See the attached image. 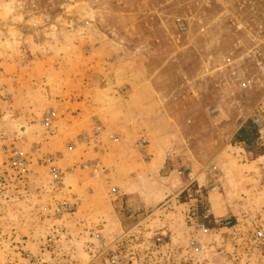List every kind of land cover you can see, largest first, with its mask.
<instances>
[{
  "label": "crops",
  "instance_id": "crops-1",
  "mask_svg": "<svg viewBox=\"0 0 264 264\" xmlns=\"http://www.w3.org/2000/svg\"><path fill=\"white\" fill-rule=\"evenodd\" d=\"M104 45L28 43L20 49L18 42L0 44V163L16 150L31 167L30 175H21L25 186L15 185L0 200V264H30L27 256L50 263L88 264L86 245L93 232L113 240L134 227L158 229L160 220L174 240V229H188L186 215L193 205L177 201L187 182L184 168L202 169L211 156L222 162L223 173L229 158L243 178L244 171L255 168L253 159L245 157L247 147L209 139L202 140L200 154L216 151L211 156L207 152V161L199 164L192 142L194 132H209L210 125L200 126L198 118L205 117L208 123L214 114H227L229 68L241 72L232 82L237 93L253 90L250 79V85L242 88L248 80L242 81L241 69L252 64L244 58V49L234 64L203 63L204 71L196 79L218 86V103L203 107V95L208 94L188 88L187 78L175 89H161L158 71L145 75L140 71L145 66L130 62L118 45L112 41ZM241 95L234 99L233 116H243L241 102L248 96ZM256 108L264 122L257 101L244 116L251 118ZM44 114L50 115L48 127L43 125ZM245 120L239 123L242 127ZM140 140L145 142L148 163L137 150ZM46 156L53 158L63 176L60 190L52 185L49 166L41 163ZM87 163L95 170L83 168ZM113 190L118 192L114 201ZM60 200L76 203L77 212L55 217L49 208ZM47 237L53 238L51 252L44 249Z\"/></svg>",
  "mask_w": 264,
  "mask_h": 264
},
{
  "label": "rangeland",
  "instance_id": "rangeland-1",
  "mask_svg": "<svg viewBox=\"0 0 264 264\" xmlns=\"http://www.w3.org/2000/svg\"><path fill=\"white\" fill-rule=\"evenodd\" d=\"M221 11L222 6L212 1L87 0L75 6L69 18L58 21L54 32H29L28 36H24L17 32L16 25L11 26L7 14L0 10V44L18 42L20 49H26L28 43L52 44L54 47L76 44L83 48L102 44L105 48L104 44L112 41L130 62L145 66L140 70L145 75L153 76L158 71L157 87L170 91L181 82L185 83L187 78L188 88L208 94L203 95L202 106L212 107L218 103V86L196 79L204 71L201 67L207 61L217 66L240 60L239 52L235 50L238 34L232 32L222 20ZM10 27H13V32ZM181 28L185 30L181 31ZM60 32L71 34L67 36ZM50 34L55 37L47 42ZM244 45L251 46L248 40ZM254 66L252 62L251 66L241 69L242 81L252 80L254 84L250 87L253 90L241 89L237 93L232 82L237 78L236 73L241 72L229 68L227 72L231 81L228 82L231 84L226 87L224 102L226 107L229 106L227 114L221 117L214 114L208 123L205 117L198 118L200 126L210 125L206 135L202 132L192 134V142L199 153V164L207 161V152L211 156L216 151L210 149L206 150V156L200 154L203 150L199 146L203 139H209L212 143L225 141L226 145H240L235 139L236 134H233L241 121L246 119L245 122H251L250 117L244 116L245 110L253 107L257 101L264 115V77ZM220 72L225 74L226 70L225 73L223 69ZM237 95L244 99L248 96L241 102L243 116L232 115ZM254 142L247 150L254 153L255 168L244 171L245 178L235 171L233 158L224 160V173L219 169L222 162H217V158L212 156L202 169L189 171L196 176V183L177 201H191L193 205L186 215L188 229L173 230L176 239L172 240L165 232L161 220L158 229L126 230H132L130 236L134 242L122 245L120 251L131 259L129 264H264V158H259L264 154V146L257 140ZM206 167L209 173L204 172ZM250 173L253 174L251 178L247 177ZM21 175L24 174L9 166V159L0 163V193L6 194L17 184L25 186L26 178ZM4 179L7 180L5 184ZM203 204L209 205L216 220L229 219L231 224L214 227L207 223L205 230L197 229L195 221L201 214ZM163 238L164 246L158 247L157 240Z\"/></svg>",
  "mask_w": 264,
  "mask_h": 264
},
{
  "label": "built area",
  "instance_id": "built-area-1",
  "mask_svg": "<svg viewBox=\"0 0 264 264\" xmlns=\"http://www.w3.org/2000/svg\"><path fill=\"white\" fill-rule=\"evenodd\" d=\"M87 0H0L2 4L0 10L4 11L9 18L11 26H17V32L28 36L29 32H54L58 27V21L69 18L71 11L78 4H84ZM202 3L216 2L222 6L220 17L224 20L229 28L236 34H239L238 40L235 42V50L244 49V58L251 60L259 72L264 77V0H195ZM12 27V28H13ZM185 28H181L184 31ZM243 35L241 38L240 35ZM241 35V36H242ZM244 40H248L250 47H245ZM29 60L26 58L25 61ZM248 80L242 84V88L250 85ZM214 113L211 110V113ZM50 115L44 114L43 125L49 126ZM251 123L256 133L257 142L264 146V122L259 109H254L251 117ZM239 124L238 128H241ZM99 130V128H98ZM113 138V136H111ZM145 142L140 140L136 143L137 150L142 157L143 162L148 163L149 159L146 156L144 149ZM248 159H254V153L248 151L246 153ZM167 162L171 160V154H166ZM53 158L46 156L42 160L44 166H49V174L52 180V185L55 189L60 190L63 187V176L56 166L53 165ZM9 166L22 172L24 175L31 174L29 161L23 157L18 151L14 150L9 156ZM83 168L95 170L90 163L84 164ZM186 175L187 182L184 193H188L190 188L196 183V176L191 172L183 169ZM204 172L209 173L208 167ZM7 182L3 180V184ZM4 197L3 192L0 193V200ZM118 197L116 190L112 191L113 201ZM55 217H62L77 212V204L70 203L67 200L54 201L49 208ZM192 216V215H191ZM210 223L214 227H226L231 224L229 219L216 220L211 213L208 204L201 206V214L195 221L197 229L205 230L206 224ZM133 230L135 229L132 228ZM132 230L123 232L120 236L113 240H108L105 235L100 232L91 234L90 242L87 243L86 249L89 255L88 264H129L131 259L125 256L120 248L124 244H133L134 240L130 236ZM157 246L163 247L165 238L157 240ZM44 249L51 252L54 249L52 237H47L44 244ZM30 264H52L45 262L42 259L30 258L27 256ZM64 264H78L68 262Z\"/></svg>",
  "mask_w": 264,
  "mask_h": 264
},
{
  "label": "trees",
  "instance_id": "trees-1",
  "mask_svg": "<svg viewBox=\"0 0 264 264\" xmlns=\"http://www.w3.org/2000/svg\"><path fill=\"white\" fill-rule=\"evenodd\" d=\"M235 139L243 146L251 148L255 141V131L252 123L247 122L236 134Z\"/></svg>",
  "mask_w": 264,
  "mask_h": 264
}]
</instances>
